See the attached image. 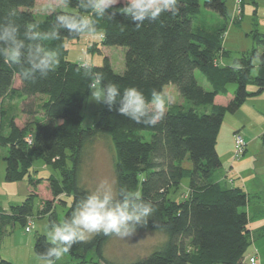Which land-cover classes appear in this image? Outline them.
<instances>
[{"label": "trees", "instance_id": "1", "mask_svg": "<svg viewBox=\"0 0 264 264\" xmlns=\"http://www.w3.org/2000/svg\"><path fill=\"white\" fill-rule=\"evenodd\" d=\"M244 0L243 3H245ZM71 11L56 10L38 21L33 12L36 0H0V25L17 28L16 39L23 44L19 63L6 62L0 51V145L7 147L5 180L8 183L28 181L34 189L26 201L0 211V246L8 228L19 224L23 228L34 215L36 190L42 179L34 178V161L40 160L56 171L60 178H48L54 198L73 197L72 213L82 198L92 194L79 184L85 149L109 138L115 148L114 171L118 199L121 190L139 191L143 202L155 211L136 231L164 233L167 241L158 251L128 264H241L251 245L249 216L242 211L249 203L242 188L230 187L218 181L215 173L222 167L217 150L219 133L228 114H236L253 96H264V33L252 32L256 46L234 58L233 65L221 67V58L231 57L224 47L226 24L213 29L195 28L193 22L200 13V0H178L179 12L163 14L157 22L145 21L137 28L118 11L109 9L104 17L97 16L87 5L91 0H61ZM125 6L123 0L117 9ZM204 8L224 19L228 17L226 0H205ZM65 16L77 23L87 19L90 26L103 34V46L126 48L125 70L117 73L109 58L94 69L68 60L67 41L81 38L77 32L63 26ZM9 43L0 41V50ZM39 48L40 56L52 54L55 65L47 73L39 69L25 78L32 68V57ZM200 71L211 85L201 86L196 78ZM93 72H103V84L115 83L124 88L137 87L150 100L152 89L162 90L175 84L186 105L170 106L165 118L156 126H144L121 116L116 109L104 106L92 127H83L82 111L90 95ZM21 86L15 88L16 78ZM229 84L236 91L226 104L216 102L218 96H228ZM255 86L256 92L249 91ZM41 103L43 119L38 117L33 102ZM22 99V112L29 117L23 125L2 101ZM33 100V101H30ZM149 132L150 140L143 134ZM32 134L34 141H26ZM264 144V134L261 136ZM186 160L192 168L184 166ZM189 179L187 199L170 197L172 189ZM51 202L44 215H49L50 229L60 226ZM159 225L160 227H155ZM116 235L95 234L87 241L77 242L69 254L85 264L91 251L103 258L104 248ZM45 235H37L35 253L43 259L55 260L50 250L59 247ZM0 264H13L0 258Z\"/></svg>", "mask_w": 264, "mask_h": 264}, {"label": "rangeland", "instance_id": "2", "mask_svg": "<svg viewBox=\"0 0 264 264\" xmlns=\"http://www.w3.org/2000/svg\"><path fill=\"white\" fill-rule=\"evenodd\" d=\"M226 1L229 7L231 0ZM204 2L205 0H200L201 10L193 22V26L195 28H209L215 24L214 14L216 13L206 10L204 8ZM243 5L244 3H242L240 7ZM246 8H248V12L245 14L243 22L240 25H234L233 23L231 24L229 20L227 32L224 35L223 43L224 46L230 50V59L239 57L244 50H251L256 46L252 32L254 30H258V22L256 21L254 25V22L251 20V16L249 14L254 9L252 4L248 1L246 2ZM56 10L71 11L69 7L62 4L61 0H36V6L33 12L35 14V18L38 21H42L46 16L52 12H55ZM257 20L261 21L260 18ZM97 41L99 40L97 39ZM97 43L98 42H89V46L86 47L85 38L67 41L66 47L69 51L68 60L70 62L79 64H84L85 61H88L91 64L99 67L103 66L104 58L108 57L113 68H115L118 73L121 72V70H123L122 68L125 67V54L127 49L124 47L110 46L107 47V49L102 50V52V43L100 44L101 47H99V44ZM195 75L201 86H203L206 90H211V85L200 71H196ZM16 79L17 83L19 78L17 77ZM228 88L229 90H234L237 88V85L229 84ZM252 89L257 88L253 86ZM164 93L171 97V103L169 104L170 106L186 105L175 84L167 85L164 88ZM90 97L91 93L86 98L82 111L84 128H90L94 125V123L98 120V112L105 106L103 104H97L95 101L91 100ZM45 100L46 97L44 96H38L36 99H34V101L30 100L36 104L35 109L38 112L39 118L42 116L41 103H43ZM2 105L6 109L12 108L15 113H18L19 118H21V120L18 122L22 125L30 120L25 113L21 112L22 108L20 107L23 106L22 99L5 98L2 101ZM229 117L239 116H230L229 114L227 115V119L224 120L223 126L219 133L217 149L219 155L221 156V162H225L224 172L230 171L232 175L233 169L235 168V170L240 169L242 173L240 178L235 182V184H233V187H241L249 198L247 207L243 208L242 211H246L248 213L250 217L249 225L253 232L250 235L251 245L245 254L243 263L241 264H251L249 262V258L250 256H254L256 252H258V255L255 256H257L260 261H264V189L262 188L259 193L252 194H249V191H247L248 186H250L254 192L259 188L260 184H264V144H262L259 137H255L253 139L254 144H252L247 151L245 148L243 155L237 156L234 137L239 133L233 134V122H230L231 118ZM244 126L246 127V125ZM258 129H264V122L257 121L256 125H249L247 133L249 135L256 134ZM143 134L150 140L151 134L149 132H144ZM242 134L244 136L243 129L241 131V135ZM247 143L248 142H246V146ZM231 144L233 146V156L228 157V151ZM7 155V147L0 145L1 180L5 175L7 168L5 161ZM244 158L246 161H243ZM114 161L115 148L111 139L105 138L93 143L92 145H89L85 149L82 167L79 174L80 186L87 188L91 193H94L97 190L100 181L108 180L113 183L117 191ZM43 165L44 163L40 160L34 161V171H37V173L33 172L34 178L42 179L41 185L36 190L38 196L35 198L34 215L30 217V222H34L32 223L34 224V228L32 232L27 233L25 228L19 224L15 226L11 225L8 228V233L3 238L0 246L1 257L3 259H9L15 264H49V261H52L53 264H78L80 260L71 257L69 254H65L61 260H46L40 258L35 253L34 246L36 236L45 235L50 241H52V234H54L55 231H51L49 229V227H51L49 215L43 214L47 207V203L51 202L52 211L56 214V217L61 224L60 226H63L66 222V216L70 212L73 203V197H67L66 195H63L60 198H54L52 196L47 180L51 175L55 176V178H60V176L50 166H46L48 167L47 169L42 168ZM184 166L187 168H192V164L189 160L185 161ZM222 168L223 163L222 167L215 173L223 172ZM189 182L190 181L188 178L184 179L180 188L171 190L170 197L176 200L187 199L189 195ZM6 183L10 186L4 188L0 194V205L2 206H5L3 205L2 201L5 196H3L2 193H9L10 195L12 193H14V195L17 194L18 196H15L13 199L15 202L13 204L21 205L31 194V191L34 190L29 185L28 181ZM11 186H15V190H17V192H13L12 188H10ZM5 212L8 213V211ZM94 235L90 236L87 240L91 239ZM166 241L167 237L164 233L151 231H135L128 237L114 236L105 246L103 258H101L95 251H91L85 260V264L132 263L141 258L149 256L155 251L160 250ZM255 249L257 251H255Z\"/></svg>", "mask_w": 264, "mask_h": 264}, {"label": "clouds", "instance_id": "3", "mask_svg": "<svg viewBox=\"0 0 264 264\" xmlns=\"http://www.w3.org/2000/svg\"><path fill=\"white\" fill-rule=\"evenodd\" d=\"M125 6L117 9L115 6L121 0H91L87 7L99 16L104 17L109 9L113 10V16L118 11L131 22L140 28L148 22H157L165 13L177 15L178 0H123ZM59 20L68 29L84 32L90 35H98L99 30L90 26V22L85 19L77 23L73 19L60 16ZM17 28L11 24L0 25V41L9 43L7 49H2L8 63H19L22 55V43L16 39ZM40 49L37 48L36 55L32 57V68L25 72V78L36 69L42 73H47L55 65L52 54L40 56ZM90 70L95 65L88 61L84 63ZM105 79L103 72H93V80L89 84L91 90L90 99L97 104H103L112 110L119 105L116 111L123 117L144 126L154 127L162 121L166 115V109L171 103V97L162 90L152 89L150 100L145 93L137 87H127L123 89L115 83L103 84ZM120 200L113 185L108 180H102L98 184L97 190L82 198L72 213L71 222H65L63 226L55 227L52 234V242L59 243V247L50 250L49 256H55L56 260H61L65 254L69 253L73 245L77 242L85 241L94 234L116 235L128 237L136 231L137 224L146 222V219L154 213L155 209L150 203L143 202L142 194L139 191L121 190ZM155 227H160L156 225ZM49 264H53L49 261Z\"/></svg>", "mask_w": 264, "mask_h": 264}, {"label": "crops", "instance_id": "4", "mask_svg": "<svg viewBox=\"0 0 264 264\" xmlns=\"http://www.w3.org/2000/svg\"><path fill=\"white\" fill-rule=\"evenodd\" d=\"M247 1L252 4L253 9H254L249 14L251 16V20L254 22V25H255V23L257 21L258 22L257 23L258 31L260 33H264V0H246L242 7L238 6L235 0H231L230 6L228 7V5H227V11H228L227 19L222 18L218 14L217 15L214 14V16H215L214 17L215 18V24H213V26H211L209 28H205V29H213V28H216V27L223 26L224 24H226V27L228 28L229 20H230L231 24L233 23L234 25H240L243 22V20H244L245 14L248 12V8H246V2ZM226 4H227V1H226ZM252 16H253V18H252ZM255 17L257 19L260 18L261 21L257 20ZM237 19L240 20V21H238ZM227 28H226V32H227ZM103 37L104 36H103L102 33H100L98 35H90L89 33H85V34H83L81 36V38H83V39L85 38L86 39V47L89 46V44H88L89 42H98L97 44H99V47H101L100 44L102 43ZM81 38H79V40ZM97 39L99 41H97ZM104 49H107V46H102L101 51L104 50ZM225 49L227 51H230L226 47H225ZM247 51H249V50H244L242 53L247 52ZM233 62H234V59L221 58L219 60V65L221 67L231 66V65H233ZM122 69L123 70H121V72H119V73H123L124 70H125V67L122 68ZM114 70H115V68H114ZM20 86H21L20 81H17V83L15 82V84H14L15 88H19ZM228 90H229V88H228ZM235 91H236V89L229 90V95L228 96H218L217 99H216V102L219 103V104H226L228 102V100L233 97ZM249 91L254 93V92H256V89H252V87H249ZM6 98H9V97H6ZM12 104H14V103H12ZM20 108H22V106ZM7 110H9V111L13 112L14 114H16L18 119H19V121L21 120V118H19L18 113H15L12 110V108H8ZM21 112H22V109H21ZM229 115L230 116H239V117H229V118H231L230 122H233V130H234L233 134H236V133L241 134V131L243 129L244 136H243V134H242V136L245 138V141L248 142L247 146H246V151L250 148V146L252 144H254L253 139L255 137L256 138L259 137L260 140H261V136L264 134V129H262V130L258 129L256 134H251V135H249L247 133V131H248V126L249 125H256L257 121L264 122V96L260 95V96H253V97L249 98L247 100V102L240 108V110L236 114H233V115L229 114ZM43 118L44 117L42 115L41 119H43ZM226 119H227V116L225 117V120ZM244 125H246V127ZM231 139H232V136H231ZM261 142H262V140H261ZM231 156H233V146H232V144L230 145V149L228 151V157H231ZM243 161H246V159L244 158ZM243 161H241V162H243ZM222 163H223V168H222L223 172H218L217 176L215 178L218 181L224 180L225 183H227L229 186L233 187V184H235V182L242 175L241 170L240 169H236L235 170V168H234L233 172H232V175H231L230 171L224 172V164H225V162H222ZM42 168H46L47 169L48 167H46V165L44 164ZM5 176H6V171H5V175L3 176L2 180L0 179V194L3 191L4 188H7L8 186H10V185H8L6 183ZM10 188H12L13 192H17V190H15V188H16L15 186H11ZM17 188H19V187H17ZM262 188L264 189V184H260L259 188L256 189L253 192L252 188L250 186H248L247 191H249V194L259 193ZM28 192H29V190H28ZM2 195L5 196L4 199H2L3 205H5V206L0 205V211H2V212L8 211L9 212V210H11V207L18 205V204H16V205L13 204V203H15L13 199L15 198V196H18L17 194L14 195V193H12L10 195L9 193H2ZM39 207H40V205H39ZM249 219H250V217H249ZM49 229H50V227H49ZM53 230H55V228ZM53 230H51V231H53ZM249 230L251 231V234H252L253 230H251L250 225H249ZM255 251H257V250L255 249ZM255 255H258V252H256ZM255 255L254 256H250L249 262H250V259L256 258V264H263L264 261H260V259H258L257 256H255ZM0 258L3 259L1 257V252H0ZM244 259H245V257H244ZM4 260H7V261L15 264L14 262H12L9 259H4ZM242 263H243V261H242Z\"/></svg>", "mask_w": 264, "mask_h": 264}, {"label": "built area", "instance_id": "5", "mask_svg": "<svg viewBox=\"0 0 264 264\" xmlns=\"http://www.w3.org/2000/svg\"><path fill=\"white\" fill-rule=\"evenodd\" d=\"M236 1H237L236 3L238 6H240L243 3V0H236ZM234 139H235V149H236L237 156L243 155L245 148H246L245 139L243 138V136L241 134H236ZM26 141L29 145L33 144V141H34L33 135L30 134L27 137ZM32 223H34V222H30V220H29L28 226L25 229V231L27 233L32 232V230L34 228V224H32ZM250 263L256 264V258L250 259Z\"/></svg>", "mask_w": 264, "mask_h": 264}]
</instances>
